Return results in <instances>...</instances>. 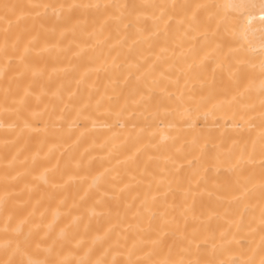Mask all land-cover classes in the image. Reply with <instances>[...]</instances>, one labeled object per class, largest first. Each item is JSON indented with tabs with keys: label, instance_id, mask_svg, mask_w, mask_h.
<instances>
[{
	"label": "bare ground",
	"instance_id": "bare-ground-1",
	"mask_svg": "<svg viewBox=\"0 0 264 264\" xmlns=\"http://www.w3.org/2000/svg\"><path fill=\"white\" fill-rule=\"evenodd\" d=\"M0 264H264V0H0Z\"/></svg>",
	"mask_w": 264,
	"mask_h": 264
}]
</instances>
